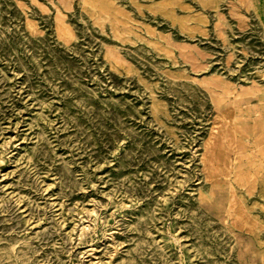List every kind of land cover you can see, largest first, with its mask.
<instances>
[{
  "label": "rangeland",
  "instance_id": "rangeland-1",
  "mask_svg": "<svg viewBox=\"0 0 264 264\" xmlns=\"http://www.w3.org/2000/svg\"><path fill=\"white\" fill-rule=\"evenodd\" d=\"M0 264H264V0H0Z\"/></svg>",
  "mask_w": 264,
  "mask_h": 264
}]
</instances>
